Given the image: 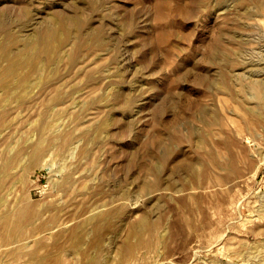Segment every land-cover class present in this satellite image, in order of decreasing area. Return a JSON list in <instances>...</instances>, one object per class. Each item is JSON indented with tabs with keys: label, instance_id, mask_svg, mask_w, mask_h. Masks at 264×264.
Segmentation results:
<instances>
[{
	"label": "rangeland",
	"instance_id": "rangeland-1",
	"mask_svg": "<svg viewBox=\"0 0 264 264\" xmlns=\"http://www.w3.org/2000/svg\"><path fill=\"white\" fill-rule=\"evenodd\" d=\"M257 66L264 0H0V264H264Z\"/></svg>",
	"mask_w": 264,
	"mask_h": 264
},
{
	"label": "bare ground",
	"instance_id": "bare-ground-1",
	"mask_svg": "<svg viewBox=\"0 0 264 264\" xmlns=\"http://www.w3.org/2000/svg\"><path fill=\"white\" fill-rule=\"evenodd\" d=\"M255 71H252L251 75H261L263 74L264 72L262 71L263 70V67H259L257 66L256 68H254ZM263 72V73H262ZM253 87L258 91L259 95L260 94H264L263 90H264V85H262V83L264 82L263 80L261 79H253ZM252 87V88H253ZM251 88V87H250Z\"/></svg>",
	"mask_w": 264,
	"mask_h": 264
}]
</instances>
